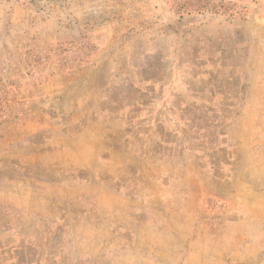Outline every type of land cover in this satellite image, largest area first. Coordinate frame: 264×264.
Returning a JSON list of instances; mask_svg holds the SVG:
<instances>
[{"label":"rangeland","instance_id":"obj_1","mask_svg":"<svg viewBox=\"0 0 264 264\" xmlns=\"http://www.w3.org/2000/svg\"><path fill=\"white\" fill-rule=\"evenodd\" d=\"M0 89V264H264V0H0Z\"/></svg>","mask_w":264,"mask_h":264},{"label":"trees","instance_id":"obj_2","mask_svg":"<svg viewBox=\"0 0 264 264\" xmlns=\"http://www.w3.org/2000/svg\"><path fill=\"white\" fill-rule=\"evenodd\" d=\"M2 92V90L0 89V93ZM1 102V101H0ZM198 121V125H192L191 127H190V130H191V132L193 133V134H197V132L199 131V132H202V131H204L206 128H207V126H208V124H207V122L206 121H203V120H200V119H198L197 120ZM158 124H160L159 122H158ZM158 131V130H157ZM197 131V132H196ZM161 138H163L164 140H162L161 141V144H164V143H166V140L168 139L167 138V136L165 135V131L164 130H160L159 131V134H158Z\"/></svg>","mask_w":264,"mask_h":264}]
</instances>
